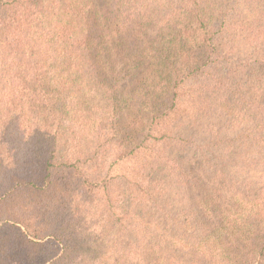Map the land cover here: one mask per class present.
Wrapping results in <instances>:
<instances>
[{"label":"trees","instance_id":"obj_1","mask_svg":"<svg viewBox=\"0 0 264 264\" xmlns=\"http://www.w3.org/2000/svg\"><path fill=\"white\" fill-rule=\"evenodd\" d=\"M106 1L0 0V264H264V0Z\"/></svg>","mask_w":264,"mask_h":264},{"label":"rangeland","instance_id":"obj_2","mask_svg":"<svg viewBox=\"0 0 264 264\" xmlns=\"http://www.w3.org/2000/svg\"><path fill=\"white\" fill-rule=\"evenodd\" d=\"M106 3H109V0H107ZM139 76H140L139 72L134 73L130 78H128V80L124 83V85H126L128 87H133L137 83ZM251 173H252L251 178H253L252 180H255V181L259 180V179H257L259 177L258 173L255 170H254V172L252 171ZM241 174H243V172L242 173L236 172L237 176H239ZM159 175L160 174H159V170L158 169H154L150 173V177L151 178L159 176ZM257 186H258V188L260 187L259 184ZM185 194H186V196H187V198L189 200H192L191 197H192L193 193H192L191 190H185ZM166 200L168 201V203L173 205L175 208L178 207L179 204H180V200H181V192L180 191L172 192L169 196H167ZM122 207L125 210H127V212L129 210V211H131V212H133L135 214H140L139 209L137 207L132 206L131 202L129 201L128 198H124ZM128 237L130 239H132L133 238V234L132 233H128Z\"/></svg>","mask_w":264,"mask_h":264}]
</instances>
